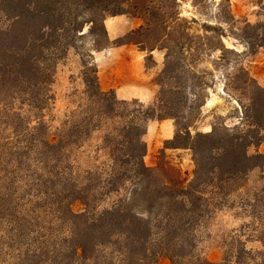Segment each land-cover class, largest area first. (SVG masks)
I'll list each match as a JSON object with an SVG mask.
<instances>
[{
    "label": "rangeland",
    "instance_id": "374dc122",
    "mask_svg": "<svg viewBox=\"0 0 264 264\" xmlns=\"http://www.w3.org/2000/svg\"><path fill=\"white\" fill-rule=\"evenodd\" d=\"M176 5L183 29L168 46L171 78L164 75L165 51L149 53L129 44L94 52L89 37H75L58 60L38 111L0 94V264H121L131 251L120 243L98 247L86 256L76 252V235H72L76 214L85 211L92 219L127 198L134 187L130 182L120 183L119 190L110 193L102 185L93 188L85 174L96 169L109 172V145L104 137L124 123L118 117L101 119L98 130H90L97 120L89 121L86 112L85 63L96 66L103 92L114 93L110 87L122 81L153 93L148 102L131 99L128 103L137 101L148 108L163 93L171 92L176 101L171 113L177 119L164 121L171 122L172 137L163 141L155 133H145L143 163L147 168H154L164 151L165 161L188 183L194 172L191 152L164 149L176 128L188 127L192 136L210 133L213 127L229 133L247 129L241 128V106L253 87L264 89V44L260 42L264 39V0H176ZM117 17L104 21L110 43L142 39L133 35L142 26L139 19ZM8 24L5 15H0V30ZM116 32L121 33L114 36ZM84 119L92 124L76 138V123ZM151 121L160 122L149 120L147 124ZM258 137L259 145L246 150L249 156H264V129ZM47 142L55 147L45 145ZM86 185L92 187L86 192L91 197L87 209L76 201V194ZM224 187L203 194L202 213L191 222L184 250L173 264H190L191 260L237 264L243 254L264 252L260 240L264 232V161ZM144 264L172 263L168 255L160 253Z\"/></svg>",
    "mask_w": 264,
    "mask_h": 264
},
{
    "label": "trees",
    "instance_id": "16d2710c",
    "mask_svg": "<svg viewBox=\"0 0 264 264\" xmlns=\"http://www.w3.org/2000/svg\"><path fill=\"white\" fill-rule=\"evenodd\" d=\"M2 14L9 24L0 30V94H7L34 111L39 110L58 60L72 46L75 37L78 40L89 37V48L94 52L109 45L129 44L141 46L142 51L149 53L155 49L165 51L164 75L169 79L172 70L168 46L173 35L183 29L176 0H0ZM117 16L139 19L142 26L133 35L142 39L110 43L104 21ZM150 42L152 47L147 46ZM260 42L264 44V39ZM82 82L89 105L88 119L97 120L90 130H98L101 119L124 120L104 137L109 145V172L96 169L85 173L87 179L92 180L93 188L102 185L110 193L117 192L120 183L130 182L134 187L127 198L92 219L87 218L85 211L76 214V232L72 233L76 235V252L86 256L98 247L124 243L131 251L121 264H144L160 253L168 255L173 264L184 250L191 222L202 213L199 203L205 191L228 186L264 161L263 155L249 156L246 152L248 147L260 143L258 132L264 129V89L253 87L247 102L241 106L244 123L241 128L246 130L218 132L213 127L210 133L192 136L188 127L176 128L164 149L191 152L194 172L187 183L181 179L180 171L165 161L164 151L154 168L143 163L146 145L142 137L147 122L177 119L171 113L176 101L169 95L170 91L148 108L137 101L118 102L113 92L100 89L97 68L91 62L84 64ZM91 124L86 119L76 123V138L87 132ZM103 176L106 177L102 183ZM89 189L91 185L83 186L79 195L76 194V201L84 203L86 209L90 206L91 197L86 193ZM135 206L137 211L133 210ZM263 236L260 240L264 248ZM244 255L238 257L237 264H264V252H259V256ZM190 264L210 263L191 260Z\"/></svg>",
    "mask_w": 264,
    "mask_h": 264
},
{
    "label": "crops",
    "instance_id": "0c3cea01",
    "mask_svg": "<svg viewBox=\"0 0 264 264\" xmlns=\"http://www.w3.org/2000/svg\"><path fill=\"white\" fill-rule=\"evenodd\" d=\"M117 18H120V17H114L112 19L117 20ZM112 32H115V29H113ZM120 33L116 32V33H114V36H118ZM135 69L138 72L140 71L141 68L139 67V64H136ZM132 81H133V78H132ZM127 83L131 84L132 82L130 80H128ZM132 85L133 84L123 85L122 81H118V82L115 81L113 83V85L110 87V89L114 91L116 98H118L119 100H122V101L131 100V99L132 100H138L140 102L150 101V99L153 95L151 90H146L143 87L132 86ZM170 124H171V122H169V121H160V122L151 121L146 126V135L145 136H148L150 134L155 133L163 141L170 140L172 137V130L170 128V126H171Z\"/></svg>",
    "mask_w": 264,
    "mask_h": 264
}]
</instances>
